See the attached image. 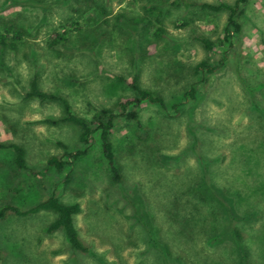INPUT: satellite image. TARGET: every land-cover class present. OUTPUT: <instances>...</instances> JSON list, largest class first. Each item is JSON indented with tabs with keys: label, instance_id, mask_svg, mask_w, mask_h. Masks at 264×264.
Instances as JSON below:
<instances>
[{
	"label": "rangeland",
	"instance_id": "1",
	"mask_svg": "<svg viewBox=\"0 0 264 264\" xmlns=\"http://www.w3.org/2000/svg\"><path fill=\"white\" fill-rule=\"evenodd\" d=\"M224 2L236 0H0V33L11 25L25 32L16 49L0 45V145L24 147L28 166L0 147V210H27L52 195L79 202L75 224L88 247L74 249L63 228L51 230L55 211L8 210L1 264H236L230 240L207 238L229 217L227 205L247 217L239 222L250 264H264V0L240 5L241 30L229 40V10L202 6ZM64 31L67 40L50 47ZM135 77L165 101H144L139 122L115 106L137 94ZM34 79L76 115L105 107L119 114L110 136L119 182L100 131L87 145L79 125L47 122L63 117L64 106L29 96ZM85 148L62 172L49 168L50 156ZM144 206L150 248L135 214Z\"/></svg>",
	"mask_w": 264,
	"mask_h": 264
},
{
	"label": "trees",
	"instance_id": "2",
	"mask_svg": "<svg viewBox=\"0 0 264 264\" xmlns=\"http://www.w3.org/2000/svg\"><path fill=\"white\" fill-rule=\"evenodd\" d=\"M245 2L246 0H236L234 4H227L225 2L217 5L204 3L202 4V6L213 10H221L223 8L229 10L230 13L228 16V24L226 27V34H225V39L229 40L233 35V32L238 33L241 30V24L239 23L238 20V14H239L238 10L240 8V5ZM240 12H243V10L240 9ZM161 30L162 28H160V31ZM10 32L12 33L11 35L12 40H10L9 38ZM66 34L67 31H64L62 33H54L51 37L49 46L52 47L56 44H59L62 41L67 40L68 37L66 36ZM24 35L25 32L23 30L16 29L13 25L8 26L4 33H0V45H4L16 49L18 47V42H21L24 39ZM202 41L204 42L205 46L208 49L213 48V42L210 39L203 38ZM198 67L199 68L208 67V65L206 63H200ZM129 84L136 91L137 94L129 97L128 96L121 97L117 100L115 106L119 108L120 115L126 117L127 119L136 120L137 122H139L138 108L143 104L144 101L149 100L152 102L160 103L163 106H165V101L161 97L155 95L152 91L143 88L138 84L137 77H135L133 81H131ZM187 94H193V93L192 91H189ZM29 96H37L44 100H59L64 106V116L57 119L48 118L46 119V121L53 124H56L61 121H69L79 125L81 127L80 140L81 142L87 145H90L94 141V132L96 130H99L103 152L110 165L111 172L113 174V180L119 182L121 178V174L115 157L116 153L113 148V143L110 137L112 129L115 126L116 118L119 114L116 111H114L113 108L111 107L102 108L98 110L96 113H94L91 118L76 115L75 113H73V111H71V106L65 98H63L59 94L42 90L37 85L36 79H34L33 81L32 90L29 92ZM0 147L13 148L16 155L15 157L16 166L21 169H28L25 158L24 147L18 144L0 145ZM64 147L67 146L64 145ZM87 151L88 150L86 148L79 149L77 151L66 150L64 155L61 157L52 155L48 158L47 161L48 166L49 168L56 169V171L58 172H62L68 165L73 164L80 157L84 156L87 153ZM64 156L68 158H64ZM212 190L214 192L215 188L212 187ZM196 193H198L199 198L202 201H207L208 193L205 190L198 188L196 190ZM133 203L136 206V203L135 202ZM227 207H228L229 217L228 218L225 217L222 220V226L212 231L207 238L211 236V240L214 242H218L223 239L230 240L231 242L230 251L231 254H233L235 257V263L244 264L247 262L246 264H250L252 259L251 258L252 253L250 248L248 247L249 237L246 235L245 229L242 226V223L244 224L247 217L241 216L238 211H234L229 205H227ZM43 209L52 210L58 214V217L50 225L51 230L63 228L69 239L70 244L74 249H78L85 252L88 251V247L81 240L78 229L75 224V216L78 213H80L82 210L79 202L65 203L62 202L56 195H52L47 200L27 210H19L12 206H5L0 210V218L4 217L6 211L8 210H12L18 214L25 215L29 213L38 212ZM135 214L138 215L139 218L138 221L143 225L144 229L146 230L148 236V243H149L148 248H150L153 244L149 236V233H151V226H150V219L148 216V212L146 211L145 206L142 212L136 210ZM239 221H242V223H240ZM227 236H229V238H227ZM156 243L161 248L167 249L169 253L172 256H174L171 251L173 249L171 248L170 245H168L165 242H164L165 244L164 243L162 244V241L161 244H159L158 240ZM183 258L184 255H182V259Z\"/></svg>",
	"mask_w": 264,
	"mask_h": 264
}]
</instances>
